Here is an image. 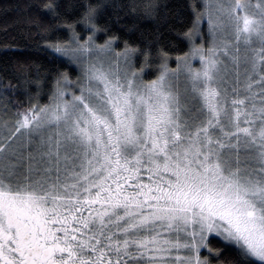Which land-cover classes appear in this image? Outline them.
Returning <instances> with one entry per match:
<instances>
[{"label": "snow or ice", "instance_id": "snow-or-ice-1", "mask_svg": "<svg viewBox=\"0 0 264 264\" xmlns=\"http://www.w3.org/2000/svg\"><path fill=\"white\" fill-rule=\"evenodd\" d=\"M27 8L38 42L0 53V264H264V0Z\"/></svg>", "mask_w": 264, "mask_h": 264}, {"label": "trees", "instance_id": "trees-1", "mask_svg": "<svg viewBox=\"0 0 264 264\" xmlns=\"http://www.w3.org/2000/svg\"><path fill=\"white\" fill-rule=\"evenodd\" d=\"M32 2L35 0H0V53L4 45H13L9 51H14L38 42V37L27 27V5Z\"/></svg>", "mask_w": 264, "mask_h": 264}]
</instances>
